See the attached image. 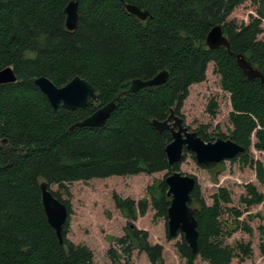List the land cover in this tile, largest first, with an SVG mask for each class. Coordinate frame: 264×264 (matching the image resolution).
I'll return each instance as SVG.
<instances>
[{"label":"trees","instance_id":"16d2710c","mask_svg":"<svg viewBox=\"0 0 264 264\" xmlns=\"http://www.w3.org/2000/svg\"><path fill=\"white\" fill-rule=\"evenodd\" d=\"M69 1L0 0V69L11 66L16 75L15 82L0 84V264H92L91 249L66 237L69 202L54 192L68 210L59 243L43 211L39 184H56L67 193L66 184L73 181L179 170V164L168 165L164 151L170 132H158L151 121L165 119L170 108L179 115L189 86L205 79L210 62L221 89L229 93L228 138L244 147L230 160L252 167L264 186V166L249 154L250 147L264 151V81L248 79L235 58L241 53L264 77V0H254L255 15L241 24L228 16L245 0H75L78 21L73 30L65 26ZM126 3L149 15L139 19L126 11ZM215 25L222 27L229 50L206 46ZM161 70L168 72L164 83L128 90L131 80L149 79ZM76 75L94 87L98 99L75 110L54 109L33 83L45 76L62 86ZM112 100L116 107L103 125L73 126ZM216 107L211 99L207 111L213 114ZM196 132L204 141L214 140L204 129ZM246 188L248 205L261 202L254 185ZM166 191L162 178L146 187L148 197L113 195L128 222L121 236L110 238V264H131L134 250L151 264H163L162 245L151 244L148 232L132 221L149 207L156 217L166 218ZM190 195L198 247L193 252L179 234L175 247L185 263L200 258L229 264L238 252L248 256L249 244L224 243L241 229V211L234 210L230 222L221 217L222 203L231 201L228 191L219 188L207 204L196 183Z\"/></svg>","mask_w":264,"mask_h":264},{"label":"rangeland","instance_id":"374dc122","mask_svg":"<svg viewBox=\"0 0 264 264\" xmlns=\"http://www.w3.org/2000/svg\"><path fill=\"white\" fill-rule=\"evenodd\" d=\"M254 9V0H245L233 9L228 20H233L236 24L247 23L250 16L255 15ZM211 99L217 104L213 114L207 111ZM231 110L229 93L221 89L219 75L214 72L213 62H210L207 65L205 79L189 86L188 95L179 109V116L190 130L196 131L201 128L214 139L228 138L232 129L229 120ZM249 154L264 166V151L250 147ZM179 170L195 176L200 194L207 204L212 203V196L218 193L219 188L228 191L231 201L222 203L223 219L233 221L235 216L232 212L241 211L237 218L241 229L224 238V243L232 247L239 243H247L250 254L245 256L237 250L238 253L236 252V256L229 264H264V186L257 181L254 169L239 160H225L219 166L205 168L195 162L190 152H186L184 159L179 163ZM167 172L73 181L66 184L67 193L58 185L52 184L49 188L69 202L71 213L66 237L91 249L92 264H110L107 251L114 247V242L110 238L121 236L128 222L115 207L113 195L135 200L148 197L146 187L154 180L164 178ZM248 184L254 185L256 191L262 195L261 202L248 205L243 200L251 198L246 188ZM154 214L155 211L149 207L144 215L137 216L132 223L148 232L151 244L162 245L163 264H186L175 247L180 235L169 238L166 218L156 217ZM130 260L131 264H151L146 255L137 250L132 252ZM195 264L209 263L197 258Z\"/></svg>","mask_w":264,"mask_h":264},{"label":"water","instance_id":"95a60500","mask_svg":"<svg viewBox=\"0 0 264 264\" xmlns=\"http://www.w3.org/2000/svg\"><path fill=\"white\" fill-rule=\"evenodd\" d=\"M124 7L128 13L141 20H145L149 15L148 11L133 4L126 3ZM64 13L66 28L68 30L75 29L78 21V2L69 1L64 7ZM205 44L209 49L224 46L229 50L227 37L220 25H215L209 30ZM235 58L237 65L248 79L257 77L260 81H264L260 70L254 67L241 53L236 54ZM167 77L168 72L161 70L149 79L135 78L131 80L128 90L135 92L144 86L159 85L164 83ZM15 81L16 75L11 66L0 69V84ZM33 83L54 109L61 105L65 109L75 110L87 106L90 100L98 99L94 87L78 75L62 86L55 85L45 76L35 77ZM115 107L116 102L109 101L99 106L89 116L76 121L73 126L99 127L106 122ZM151 123L158 132L163 130L170 132L171 140L164 147L169 166L181 163L186 152L193 155L198 165L207 168L211 164L233 159L244 151V147L231 138H215L213 141H204L196 131L190 130L184 125L183 119L175 114L172 108L165 119H152ZM163 179L167 185L166 194L170 198L169 206L166 209L167 234L169 237L182 235L189 248L195 252L198 247L197 220L189 203L191 201L190 194L197 183L196 178L193 175L182 173L180 170H171L165 174ZM39 189L47 222L55 230L57 239L62 244L61 230L68 217L67 207L54 195L45 181L39 184Z\"/></svg>","mask_w":264,"mask_h":264},{"label":"flooded vegetation","instance_id":"af4514ba","mask_svg":"<svg viewBox=\"0 0 264 264\" xmlns=\"http://www.w3.org/2000/svg\"><path fill=\"white\" fill-rule=\"evenodd\" d=\"M178 115V114H177Z\"/></svg>","mask_w":264,"mask_h":264}]
</instances>
